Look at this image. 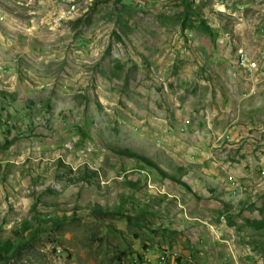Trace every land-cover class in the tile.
I'll return each instance as SVG.
<instances>
[{"label": "rangeland", "instance_id": "rangeland-1", "mask_svg": "<svg viewBox=\"0 0 264 264\" xmlns=\"http://www.w3.org/2000/svg\"><path fill=\"white\" fill-rule=\"evenodd\" d=\"M192 3L0 0V264H264V0Z\"/></svg>", "mask_w": 264, "mask_h": 264}, {"label": "trees", "instance_id": "trees-1", "mask_svg": "<svg viewBox=\"0 0 264 264\" xmlns=\"http://www.w3.org/2000/svg\"><path fill=\"white\" fill-rule=\"evenodd\" d=\"M181 2L183 4L185 13L190 12V11L192 12L196 11L195 7L193 6L192 0H181ZM120 152H122V154H127L130 157L137 158L138 160H141L143 163H145L148 166H151V167L155 166L154 162L145 156L138 155L128 150H124V151L122 150ZM127 219L129 220V223L132 222V218L130 216H127ZM246 222L248 226H251L258 230L264 228V219H253V220L247 219ZM13 255H15V252L13 253Z\"/></svg>", "mask_w": 264, "mask_h": 264}, {"label": "built area", "instance_id": "built-area-1", "mask_svg": "<svg viewBox=\"0 0 264 264\" xmlns=\"http://www.w3.org/2000/svg\"><path fill=\"white\" fill-rule=\"evenodd\" d=\"M240 65L242 66H252L253 68L257 66L256 61H253V59H251L250 57L247 56L246 53H241V61H240ZM142 264H154L151 259L150 260H145Z\"/></svg>", "mask_w": 264, "mask_h": 264}]
</instances>
